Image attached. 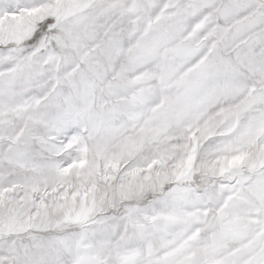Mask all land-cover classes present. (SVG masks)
Instances as JSON below:
<instances>
[{
	"label": "snow or ice",
	"instance_id": "6c2138e0",
	"mask_svg": "<svg viewBox=\"0 0 264 264\" xmlns=\"http://www.w3.org/2000/svg\"><path fill=\"white\" fill-rule=\"evenodd\" d=\"M0 264H264V0H0Z\"/></svg>",
	"mask_w": 264,
	"mask_h": 264
}]
</instances>
